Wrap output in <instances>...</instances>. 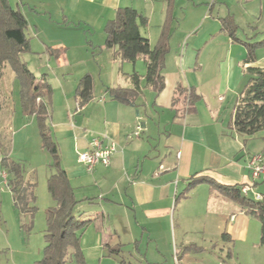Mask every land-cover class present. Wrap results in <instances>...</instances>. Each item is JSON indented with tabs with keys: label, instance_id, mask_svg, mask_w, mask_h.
Wrapping results in <instances>:
<instances>
[{
	"label": "crops",
	"instance_id": "1",
	"mask_svg": "<svg viewBox=\"0 0 264 264\" xmlns=\"http://www.w3.org/2000/svg\"><path fill=\"white\" fill-rule=\"evenodd\" d=\"M8 1L23 13L27 28L34 35L39 33L36 48L46 53L49 71L42 73L41 78L44 76L52 88L47 124L57 143L61 166L79 200L74 212L81 219H91L80 237L86 264H124L123 248L141 243L144 237L155 246L165 239L170 248L173 243L174 250L178 242L183 249L189 245L200 248L186 238L177 239V233L188 230V218L202 219L203 214L222 217V221L231 222L228 226L234 229L247 222L250 215L237 202L213 191L207 181H199L189 190L187 183L193 176H205L229 186L248 183L250 176L246 162L249 154L261 151L264 154V130L243 140L229 127L238 93L248 77L245 73V43L264 39V0H174L169 49L162 70L164 87L158 92L146 83L145 72L137 70L138 60L144 61L142 57L134 63L122 61L115 55L114 48L104 46V26L114 17L118 7H133L147 16V24L141 29L151 44L148 25L160 5L159 10L164 15L156 43L165 21L167 0ZM198 5L203 8L201 25L210 14L215 30L212 33L206 29L202 37L189 45L187 36H184L177 67L184 65L191 51L202 49L203 39L207 41L211 34L224 33L228 51L225 66L218 76L214 73L203 77L189 76V67L180 71L168 66L166 56L178 20L174 9L180 6L184 12ZM226 16H231L237 25L235 38L221 29L220 18ZM27 37L30 43L31 37ZM236 47L241 49L239 53H234ZM30 51L31 45L27 52ZM211 52V58H216L217 54ZM253 65L264 68V45L255 49ZM74 68H77L75 75L69 79L66 72ZM134 70L141 77V90L133 103L113 99L108 88L131 87L129 75ZM49 74L55 84L51 83ZM85 74L92 77V94L80 106L76 87ZM178 84L199 94L192 106L185 102V107L179 111L176 108L182 107L181 101L173 105ZM228 106L231 107L226 114ZM20 108L19 127L14 137L19 136L27 157L35 152L44 160L48 152L41 145L38 128L34 130L32 126L35 117L23 112L21 99ZM16 115L13 111L11 119ZM24 117L31 120L26 121ZM138 128L139 135L129 138ZM37 135L38 142L34 140ZM97 135L104 136L106 142L114 141L117 151L112 154L108 165L97 164L87 170L78 161L77 153L87 150L91 138ZM28 145L33 148L27 149ZM255 189L264 194V182L257 181ZM198 192L200 195L197 196ZM182 193L185 195L177 199ZM45 202L46 206L54 204L51 196ZM201 203L203 206L197 207ZM1 206L17 209L8 186L0 192ZM200 207H204V211ZM175 214L178 222L174 220ZM13 238L20 241L21 234H16L15 230ZM177 256H174L176 260L180 258ZM182 256L186 258L185 253ZM25 260L20 264H26Z\"/></svg>",
	"mask_w": 264,
	"mask_h": 264
},
{
	"label": "trees",
	"instance_id": "2",
	"mask_svg": "<svg viewBox=\"0 0 264 264\" xmlns=\"http://www.w3.org/2000/svg\"><path fill=\"white\" fill-rule=\"evenodd\" d=\"M173 1L167 0V12L157 42L152 46L149 39L142 34L141 27L146 26L147 16L137 9L125 6L118 7L112 19L104 26L106 48H114V53L122 61L134 63L143 58L146 66L145 81L156 92L164 87L162 70L164 58L169 49V28L173 21ZM221 29L229 36L235 38V24L231 16L220 18ZM27 20L23 13L13 8L8 0H0V82L3 76V68L9 63L21 83V106L26 115H34L40 135L41 145L50 156L49 166L53 172L46 179L47 191L54 204L45 210L46 228L44 230V248L41 258L33 264H86L83 255L80 237L82 232L91 222V219H81L74 207L78 203L72 186L60 163V155L57 143L53 139L49 126L48 105L52 88L44 76L41 82L36 83V77L21 59L23 53L30 50L29 38L25 34ZM264 45V39L254 42H246L245 73L247 81L237 96L233 108L231 127L239 136L246 140L264 130V68L253 65L255 61V49ZM140 75L134 70L130 75L131 87H110L109 95L118 101L133 103L140 93ZM93 80L89 74H85L78 82L76 96L78 105H82L91 98ZM199 98L193 89L187 90L178 84L174 91L173 105L180 100L178 111L187 106H192ZM262 152V151H261ZM263 153V152H262ZM0 165L8 173L7 185L11 190L15 206L23 216H28V222H23L21 228L29 234L33 228V218L37 207L36 182L24 177V165L11 159L2 157ZM199 181H207L213 191L225 198L237 202L244 211L256 217L261 224L260 243L264 244V199L254 200L251 196H245L240 192V185H223L205 176H193L188 180L187 190ZM185 193L179 194L183 197ZM223 237L229 239L228 233ZM195 248L193 245L185 249Z\"/></svg>",
	"mask_w": 264,
	"mask_h": 264
},
{
	"label": "rangeland",
	"instance_id": "3",
	"mask_svg": "<svg viewBox=\"0 0 264 264\" xmlns=\"http://www.w3.org/2000/svg\"><path fill=\"white\" fill-rule=\"evenodd\" d=\"M159 6L157 5L148 25L151 45L155 43L159 27L163 21L164 14L163 12L161 14ZM193 8H184L186 10L184 12H182L183 10L180 6H176L174 9V14L178 17V20L175 23L176 28L171 35L170 51L166 56L168 66L173 70L178 69L180 71H185V67H189L187 74L189 76L203 77L210 73H214L216 76L225 66L223 64L228 51L227 43L224 41V38H226L224 33L211 34L207 41L203 39L200 46L202 49L196 48L193 52L191 51L186 56L184 65L177 67V58L180 56L178 53H180L181 47L185 43L184 36H187L189 45L196 38L202 37L206 29L209 28L212 33L215 30L212 24L213 17L210 14L208 15V20L201 25L202 5ZM25 32L27 36L31 37V51L23 53L21 59L27 62L28 68L35 74L36 83H39L41 74L49 71L46 68V53L42 49L40 52L36 48L39 33L36 32L34 35L28 28ZM141 32L145 34L144 29H141ZM250 41L254 40L251 39ZM199 51L200 53L198 54ZM211 51L217 54L216 58H211ZM235 51L239 53L241 49L236 47L234 53ZM200 64L201 68L199 67ZM76 70L77 68L71 71L67 70L68 72L66 73L68 74L65 76L71 79L75 75ZM137 70L140 73L145 72L142 59L138 60ZM102 75H105V73L103 72ZM50 81L55 84L52 76H50ZM20 87V80L16 77L11 65L6 63L0 82V158L8 155L11 159L21 162L24 165V177L35 180V205L37 210L33 218V228L27 234L21 228V225L23 222H28V216L23 217L13 207H0V264H20L24 259H26L24 263L33 264L35 260L41 258L44 248V230L46 228L45 210L48 207L45 201L46 198H50L46 179L54 171L49 166L50 156L48 153V156L45 157L47 160L45 158L43 160L42 156L36 155L35 152H31L29 154L30 157H27L26 148L23 146L19 136L14 137L15 131L19 127L17 121L21 113ZM230 107L226 108V114L229 113ZM13 111H16L17 117L11 119ZM25 120L29 121L31 119L27 120L25 118ZM32 126L34 130L37 128L35 121H33ZM29 137L32 141L33 134L31 132ZM34 140L36 142L39 141L38 135L36 138L34 137ZM35 145L34 141V147ZM28 148L31 150L30 148H33V146L28 145ZM43 161H47V163L44 164ZM198 195H200V192L197 193ZM189 202L188 204L191 206ZM198 206H203V203L198 204ZM200 208L204 211V207ZM247 218L245 224H238L235 229L231 228V225L228 226L231 222L228 221L226 223L222 221V217L217 218L213 213L210 215L203 214L202 219H193L194 221L188 218V230L185 233H177V239L186 238L190 243H196L200 248L183 249V246L178 242L174 250L173 243L170 248V243L167 240L165 242V239L158 246H155L153 243L148 242L147 237H144L141 243L127 245L123 248L124 264H264V244L260 243V221L251 215ZM174 220L177 221L176 214L174 215ZM15 230L16 234H21L20 241L13 238ZM224 232L228 233L229 239L223 237ZM184 253L186 258H182ZM176 254L180 256L177 260L174 258Z\"/></svg>",
	"mask_w": 264,
	"mask_h": 264
},
{
	"label": "built area",
	"instance_id": "4",
	"mask_svg": "<svg viewBox=\"0 0 264 264\" xmlns=\"http://www.w3.org/2000/svg\"><path fill=\"white\" fill-rule=\"evenodd\" d=\"M138 128L129 138L139 135ZM117 151V145L114 141L106 142L104 136L97 135L91 138L89 147L83 152H78L77 159L84 164L87 170H91L97 164L108 165L112 154ZM246 168L249 171L250 181L240 186L241 194L251 196L254 200L264 199V194L255 189L257 181L264 182V154L262 152H254L249 154L246 162ZM8 173L0 165V192L7 185ZM233 215H231V219Z\"/></svg>",
	"mask_w": 264,
	"mask_h": 264
}]
</instances>
